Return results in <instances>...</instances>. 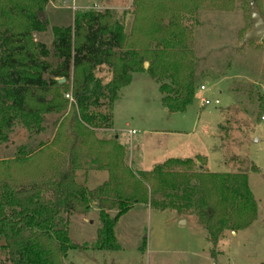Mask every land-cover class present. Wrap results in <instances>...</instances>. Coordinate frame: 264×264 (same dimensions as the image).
Returning <instances> with one entry per match:
<instances>
[{
	"label": "trees",
	"instance_id": "obj_1",
	"mask_svg": "<svg viewBox=\"0 0 264 264\" xmlns=\"http://www.w3.org/2000/svg\"><path fill=\"white\" fill-rule=\"evenodd\" d=\"M49 1L0 0V140L8 139L5 130L16 123L41 131L45 114L68 108L67 93L74 101L70 112L75 135L93 136L97 129L112 127L119 90L144 69L145 60L157 82L171 79L160 85L169 111L182 112L192 102L196 78L185 61V26L147 20L152 32L145 37L163 46L150 56L143 48L123 50L128 43L124 23L110 10L91 11L74 25H55L48 47L35 41L33 33L46 30L39 12ZM103 64L113 69L106 84L94 75ZM57 140L58 135L52 142ZM94 140L99 151L91 162L79 157L76 139L63 160L54 153L40 165L38 152L33 158L19 155L7 161L8 168L0 172V253L11 264H65L70 250L89 247L71 239L64 216L86 214L93 203L99 208L100 226L91 247L98 250L120 248L115 226L137 203L196 215L214 245L224 231L245 229L256 219L257 201L245 172L195 170L193 157H169L149 171H135L117 137ZM17 165L25 170L21 173ZM78 169L105 170L108 179L91 189L77 181Z\"/></svg>",
	"mask_w": 264,
	"mask_h": 264
},
{
	"label": "rangeland",
	"instance_id": "obj_2",
	"mask_svg": "<svg viewBox=\"0 0 264 264\" xmlns=\"http://www.w3.org/2000/svg\"><path fill=\"white\" fill-rule=\"evenodd\" d=\"M251 3L264 19V0H50L41 10L47 28L33 33V38L48 47L55 25H74L76 19L91 11L110 10L124 23L128 43L123 50L143 48L150 56L163 46L158 40L149 42V35L145 37L152 32L147 20L185 26L189 48L185 61L196 78L192 102L182 112L169 111L162 102L165 93L160 85L169 84L171 79L157 82L150 76L148 65L134 72L131 83L119 90V98L113 103V134L122 135L127 144L126 160L134 158L135 171H149L169 157H193L195 170L245 172L257 201L254 222L235 233L224 231L216 245L209 241L196 215L137 203L115 226L120 248L114 251L91 247L100 226L99 208L93 203L86 214L64 216L71 239L89 245L70 250L65 264H264V37L245 41L246 34L254 29ZM94 75L106 84L113 78V69L103 64ZM202 96L212 104L202 106ZM66 98L68 108L45 114L41 131L28 130L19 123L5 130L8 139L0 140V172L7 161L19 155L33 158L39 152L35 160L40 165L54 153L60 160L66 159L75 139L82 161L95 158L99 145L94 139L107 138L100 137L99 129L93 136L75 135L70 112L74 101ZM215 99L220 102L214 104ZM131 128L138 133L130 143L125 130ZM24 167L15 168L22 173ZM97 176L92 173L88 178L89 188L101 183ZM114 215L115 210L110 211V216ZM0 264H11L3 253Z\"/></svg>",
	"mask_w": 264,
	"mask_h": 264
},
{
	"label": "crops",
	"instance_id": "obj_3",
	"mask_svg": "<svg viewBox=\"0 0 264 264\" xmlns=\"http://www.w3.org/2000/svg\"><path fill=\"white\" fill-rule=\"evenodd\" d=\"M132 130H135V133H132ZM125 131L127 132L128 138H129L130 143H131L134 140V138L132 136L135 135L136 133H138V131L136 129H134V128L127 129ZM99 134H100V137L107 138V139H109L111 137H117L119 143L123 144L125 147L127 145L122 140V135L121 134H119V135L116 134V133H115L116 135L113 134V127L99 129ZM127 162L133 168V166H134V158L133 157L132 158L130 157L129 159L127 158ZM92 173L94 175H98L97 177H98V181L101 182L100 184H102L104 181H106L108 179V172L107 171H105V170H97V169H90V170L78 169L77 172H76V179H77V181L79 183L85 184L87 186V184H86L87 180L91 176ZM233 233H235V231H233Z\"/></svg>",
	"mask_w": 264,
	"mask_h": 264
},
{
	"label": "water",
	"instance_id": "obj_4",
	"mask_svg": "<svg viewBox=\"0 0 264 264\" xmlns=\"http://www.w3.org/2000/svg\"><path fill=\"white\" fill-rule=\"evenodd\" d=\"M39 15L41 19H44V12H39ZM250 15L251 21L254 24V29L246 34L245 41L250 39L259 41L264 37V19L262 18L261 14L255 10L253 3L250 5ZM148 65L149 62L145 61L144 66L147 67ZM59 81L64 82L65 78H61Z\"/></svg>",
	"mask_w": 264,
	"mask_h": 264
},
{
	"label": "built area",
	"instance_id": "obj_5",
	"mask_svg": "<svg viewBox=\"0 0 264 264\" xmlns=\"http://www.w3.org/2000/svg\"><path fill=\"white\" fill-rule=\"evenodd\" d=\"M201 90L205 91L206 90V86L202 85L201 86ZM66 97H68L70 100H73V97L69 93L66 94ZM200 101H201V105L202 106H206V105L212 104V101L210 99H208L207 97H205V96H202ZM219 102H220L219 99H215L214 100V104H218ZM132 133H135V130H132Z\"/></svg>",
	"mask_w": 264,
	"mask_h": 264
}]
</instances>
